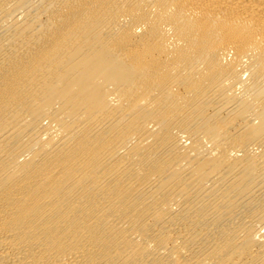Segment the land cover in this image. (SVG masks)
<instances>
[{"label": "bare ground", "instance_id": "6f19581e", "mask_svg": "<svg viewBox=\"0 0 264 264\" xmlns=\"http://www.w3.org/2000/svg\"><path fill=\"white\" fill-rule=\"evenodd\" d=\"M0 264H264V0H0Z\"/></svg>", "mask_w": 264, "mask_h": 264}]
</instances>
